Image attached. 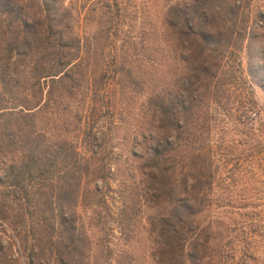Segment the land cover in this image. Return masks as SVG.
I'll list each match as a JSON object with an SVG mask.
<instances>
[{"label": "trees", "instance_id": "1", "mask_svg": "<svg viewBox=\"0 0 264 264\" xmlns=\"http://www.w3.org/2000/svg\"><path fill=\"white\" fill-rule=\"evenodd\" d=\"M98 2L82 16L64 0H0V264H122L112 241L125 239L137 206L153 210L144 227L155 264H264V110L253 98L220 101L264 12L252 27L242 0L166 8L172 73L146 96L145 128L128 149L138 162L123 156L121 169L109 87L141 89L128 65L162 63L142 41L117 47L112 24L85 33ZM114 163L121 178L139 176L128 194L124 180L111 184Z\"/></svg>", "mask_w": 264, "mask_h": 264}, {"label": "rangeland", "instance_id": "2", "mask_svg": "<svg viewBox=\"0 0 264 264\" xmlns=\"http://www.w3.org/2000/svg\"><path fill=\"white\" fill-rule=\"evenodd\" d=\"M89 0H64V4L73 7L81 5V11L83 16V10L87 9V4ZM109 2L113 6L112 19H107L104 14L106 9V3ZM190 0H99L95 4V8L91 10L87 19L83 22V29L85 33L93 34L98 33L99 30H105L107 25L112 24L113 27H117V35H109L110 41H115L116 46H120L124 42L128 44L132 42L142 41L151 48L146 49L142 54H150L155 56L161 63V68H150L145 61L132 62L130 65V70L135 74L139 80L143 82V85L139 88L133 90L126 89L123 90L116 84L110 85L111 95L118 98V112L121 116L120 125L117 124L118 128H113L115 130L114 141H115V152L117 153L116 160L118 164H122L123 169L127 164H125V158L123 156L129 157V162L136 164L138 162L136 159L128 155V149L132 147L131 135L144 130V117L143 112L145 110V100L152 90L155 89L156 85L161 86L166 81H169L171 73L170 60L167 55L170 53V47L164 44V38L162 34V20L166 8L177 3L181 8L185 7ZM116 9L118 11H116ZM241 11L245 13L248 17V26L252 27L255 25L256 20L259 19L261 12H264V0H242ZM93 32V33H92ZM256 39L250 42V47L240 51V58H238V63L235 64L239 67L233 66V72L236 73L238 77L237 82H231L223 86L224 94L220 101L224 106L241 105L246 99L253 98L257 105L264 110V29H257ZM102 40L106 41V36L101 35ZM101 40V41H102ZM245 45V42H244ZM145 56V55H144ZM229 68V67H228ZM184 63L180 61L178 66V75L183 76L184 74ZM242 74V76H240ZM167 78V79H166ZM207 101L205 100V103ZM207 108L214 107L215 102L209 100L206 103ZM220 106V105H218ZM206 105L204 106V109ZM217 107V106H216ZM112 110V107H111ZM232 110V109H231ZM233 111V110H232ZM223 120L226 119L227 122H234L233 117L228 118L227 116L218 115ZM217 116V117H218ZM210 120V119H209ZM211 121V120H210ZM119 122V121H118ZM115 160V159H114ZM116 160L114 162H116ZM114 163V179L111 181L113 187L119 190L118 182L119 180H124L126 184V194L129 193V187H132L138 182L139 176L136 175V171L131 169V172L125 170L126 173L123 175L125 177L122 179L120 177L119 171H117ZM134 170V171H133ZM133 175L134 178H130ZM134 183V184H133ZM129 188V189H128ZM123 194V193H122ZM125 195V194H124ZM138 210H133V213L128 212L127 216L133 217V225H125V239L121 236L118 240L114 239L112 241V247L115 249L116 253L119 255L120 262L122 264H155L150 256L151 243L149 241L148 235L144 227V218L153 212V210L146 209L144 207H138ZM89 211H87V215ZM89 218L83 213L82 224L86 228H90ZM117 230V229H116ZM93 236V233H89ZM89 236V237H90ZM115 236H119L118 232H115ZM94 237V236H93ZM90 237L92 240H95ZM92 253L96 254L95 249Z\"/></svg>", "mask_w": 264, "mask_h": 264}]
</instances>
